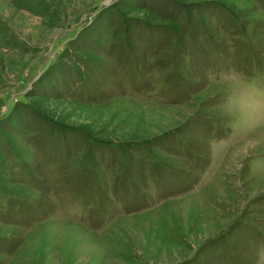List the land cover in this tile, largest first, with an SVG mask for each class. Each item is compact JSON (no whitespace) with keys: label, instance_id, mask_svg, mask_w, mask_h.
I'll return each mask as SVG.
<instances>
[{"label":"rangeland","instance_id":"rangeland-1","mask_svg":"<svg viewBox=\"0 0 264 264\" xmlns=\"http://www.w3.org/2000/svg\"><path fill=\"white\" fill-rule=\"evenodd\" d=\"M0 264H264V0H0Z\"/></svg>","mask_w":264,"mask_h":264}]
</instances>
